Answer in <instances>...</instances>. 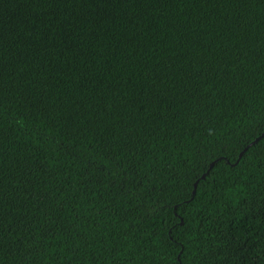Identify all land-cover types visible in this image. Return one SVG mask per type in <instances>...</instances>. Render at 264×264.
<instances>
[{
    "label": "trees",
    "instance_id": "obj_1",
    "mask_svg": "<svg viewBox=\"0 0 264 264\" xmlns=\"http://www.w3.org/2000/svg\"><path fill=\"white\" fill-rule=\"evenodd\" d=\"M263 133L264 0H0V264H264Z\"/></svg>",
    "mask_w": 264,
    "mask_h": 264
},
{
    "label": "water",
    "instance_id": "obj_2",
    "mask_svg": "<svg viewBox=\"0 0 264 264\" xmlns=\"http://www.w3.org/2000/svg\"><path fill=\"white\" fill-rule=\"evenodd\" d=\"M262 135H264V133H263ZM262 135H261V136H262ZM261 136H260V137H257L253 142H251L247 147H245V149L240 153V157H239V158H241L242 155L244 154V152L247 150V148H248L250 145L256 143V142L261 138ZM214 163H215L214 161L211 163L210 168L214 165ZM206 175H207V173H204V174L202 175V177L205 178ZM197 184H198V181H196L195 184H194V187H195V188H194L193 193L196 192V186H197Z\"/></svg>",
    "mask_w": 264,
    "mask_h": 264
}]
</instances>
